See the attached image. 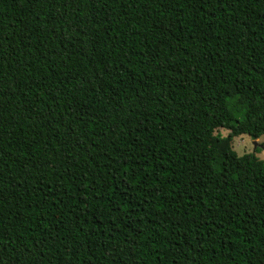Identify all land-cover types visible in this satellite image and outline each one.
Returning <instances> with one entry per match:
<instances>
[{
    "label": "trees",
    "instance_id": "16d2710c",
    "mask_svg": "<svg viewBox=\"0 0 264 264\" xmlns=\"http://www.w3.org/2000/svg\"><path fill=\"white\" fill-rule=\"evenodd\" d=\"M240 136L264 0H0V264H264Z\"/></svg>",
    "mask_w": 264,
    "mask_h": 264
},
{
    "label": "rangeland",
    "instance_id": "374dc122",
    "mask_svg": "<svg viewBox=\"0 0 264 264\" xmlns=\"http://www.w3.org/2000/svg\"><path fill=\"white\" fill-rule=\"evenodd\" d=\"M228 131L220 130L215 133L223 138L227 137ZM233 150L238 156L247 154H256V156L264 161V138H260L257 141H253L248 136H240L235 138L232 143ZM258 151V153H256Z\"/></svg>",
    "mask_w": 264,
    "mask_h": 264
}]
</instances>
